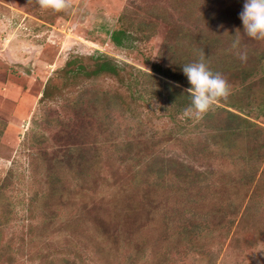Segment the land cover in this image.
Here are the masks:
<instances>
[{
    "label": "rangeland",
    "instance_id": "rangeland-1",
    "mask_svg": "<svg viewBox=\"0 0 264 264\" xmlns=\"http://www.w3.org/2000/svg\"><path fill=\"white\" fill-rule=\"evenodd\" d=\"M198 3L188 19L201 14L202 26L223 15L227 2ZM244 3L227 4L239 9ZM184 5L72 0L70 9L55 12L36 0H0V211L9 219L5 237L24 242L18 263L264 264V160L256 175L242 171L213 151L205 134H177L165 97L152 99V119L144 122L148 108L137 107L140 117L127 111L117 102L125 87L116 81L62 71L72 59L86 62L103 52L153 73L158 55L169 56L166 39ZM163 8L172 20L158 18ZM126 12L145 38L134 40L138 47L111 41ZM47 83L60 93L43 100ZM99 91L117 106L97 113L90 102ZM188 114L191 127L198 119ZM153 156L179 157L206 170L207 184H178L165 174L158 178L164 186L147 185L155 177L147 172ZM192 215L206 220L194 243L199 248L183 240Z\"/></svg>",
    "mask_w": 264,
    "mask_h": 264
},
{
    "label": "trees",
    "instance_id": "trees-1",
    "mask_svg": "<svg viewBox=\"0 0 264 264\" xmlns=\"http://www.w3.org/2000/svg\"><path fill=\"white\" fill-rule=\"evenodd\" d=\"M228 1L235 3L236 0ZM228 1L226 0L227 3ZM205 2L207 5H211L223 2V0H205ZM227 3L223 15L207 17L206 26H201L199 22L201 14L188 19L194 12L195 5L200 3L198 0H184L186 13L182 14L181 19L174 18L173 23L176 21L174 26L176 24L177 26L172 29L171 38L166 39V47H168L166 53H169V56L163 58L162 55H158V59L151 64L153 73L128 64H120L116 62L115 58L103 52H96L89 56L86 62L79 57L72 59L66 63V69L62 71L68 77L75 74L76 77L84 76L87 79L109 78L116 81L119 87H125L124 93L117 91V102L120 101L125 105L127 111L139 116L137 107L148 108L144 114V122L145 118L148 121L152 119L150 116L155 110L151 103L152 99L159 96L165 97L171 109L169 116L176 124L177 134L181 130L187 134H205L209 146L221 158L238 162L243 167L242 171L256 175L264 160V45L261 44L262 40H257L259 44L256 45L255 39L244 35L243 23L240 19L243 4L238 9ZM127 18V12L120 16L121 26L110 33L111 41L118 47H138L135 46L134 40L140 42L145 38L134 27L133 21H129ZM158 18L168 21L172 20V15L163 8ZM133 34L139 38L134 37ZM237 37L240 39V46L238 49H233L232 44ZM201 50L204 51L205 61L212 71L222 75L228 74L231 78L230 81L234 82H231L233 84L231 95L226 101H221L214 106L191 127H186L192 121L190 115L186 114V109L191 106V97L186 89L191 85L182 68L186 64L197 62ZM238 52L247 53L246 62H242L238 58ZM157 74L171 81H164ZM175 83L184 86V88ZM50 85L46 84L41 99H50L55 93H60V90L55 87L52 91ZM134 102L136 103L134 104ZM133 104L136 105L134 109ZM90 105L95 107L97 113L112 110L114 106H117L114 99H111L104 91L96 92ZM260 119H263V122H260ZM159 157L153 156L150 159L147 172L150 176L154 174L155 177L149 180L147 185L164 186L165 179L159 181L158 178L165 177V174H171L178 184H182L186 180H195L199 185L205 182L207 184L206 170L199 171L194 167L191 168L185 160H181L179 157L175 158L174 156L170 159V157L161 156L160 162ZM189 172L192 175L190 178H188ZM171 185H173L172 182ZM2 210L0 211V264H25V258L23 261L17 262V252L24 242L19 241V244L16 242L12 244V238H6L4 235L9 219L6 218V213ZM205 221L203 218L192 215L188 224H183L185 245L193 248L200 247L194 243H199V239H201L199 234L204 229ZM75 263V261L71 262V264Z\"/></svg>",
    "mask_w": 264,
    "mask_h": 264
},
{
    "label": "clouds",
    "instance_id": "clouds-1",
    "mask_svg": "<svg viewBox=\"0 0 264 264\" xmlns=\"http://www.w3.org/2000/svg\"><path fill=\"white\" fill-rule=\"evenodd\" d=\"M36 3L43 9H52L55 12L66 11L72 7V0H36ZM240 19L245 35L255 40H264V0H245ZM239 46L240 39L237 37L232 48L238 49ZM237 56L242 62H246V52H238ZM182 70L191 85L186 89L191 97V106L186 109V114L190 112L200 119L231 95V86L227 79L221 73L211 70L205 61L203 50L200 51L197 62L184 65Z\"/></svg>",
    "mask_w": 264,
    "mask_h": 264
}]
</instances>
